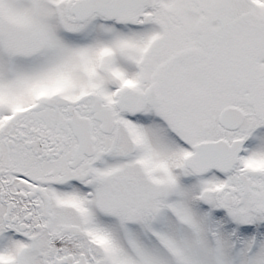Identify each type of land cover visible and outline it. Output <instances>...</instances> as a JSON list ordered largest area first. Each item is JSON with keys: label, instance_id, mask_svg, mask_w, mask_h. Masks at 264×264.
<instances>
[{"label": "snow or ice", "instance_id": "1", "mask_svg": "<svg viewBox=\"0 0 264 264\" xmlns=\"http://www.w3.org/2000/svg\"><path fill=\"white\" fill-rule=\"evenodd\" d=\"M0 264H264V0H0Z\"/></svg>", "mask_w": 264, "mask_h": 264}]
</instances>
